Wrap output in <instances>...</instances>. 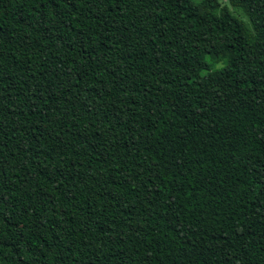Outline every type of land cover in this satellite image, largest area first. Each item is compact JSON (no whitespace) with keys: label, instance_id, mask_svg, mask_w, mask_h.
Here are the masks:
<instances>
[{"label":"trees","instance_id":"trees-1","mask_svg":"<svg viewBox=\"0 0 264 264\" xmlns=\"http://www.w3.org/2000/svg\"><path fill=\"white\" fill-rule=\"evenodd\" d=\"M0 0V264H264V0Z\"/></svg>","mask_w":264,"mask_h":264},{"label":"rangeland","instance_id":"rangeland-1","mask_svg":"<svg viewBox=\"0 0 264 264\" xmlns=\"http://www.w3.org/2000/svg\"><path fill=\"white\" fill-rule=\"evenodd\" d=\"M217 4L219 5H228L229 4V1L228 0H215Z\"/></svg>","mask_w":264,"mask_h":264}]
</instances>
